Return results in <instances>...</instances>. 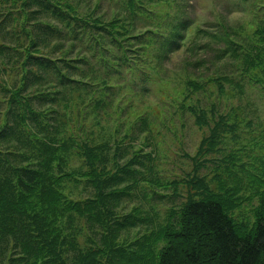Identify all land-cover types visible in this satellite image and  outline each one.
<instances>
[{
  "label": "trees",
  "instance_id": "obj_1",
  "mask_svg": "<svg viewBox=\"0 0 264 264\" xmlns=\"http://www.w3.org/2000/svg\"><path fill=\"white\" fill-rule=\"evenodd\" d=\"M116 1L108 16L102 0H0V264H148L147 234L119 240L144 218L116 209L142 154L119 164L121 145L150 130L142 95L158 80L176 110L207 126L202 153L237 128L244 104L223 112L220 101H242L247 84L264 91V0L241 6L252 24L221 17L213 30L176 0ZM177 51L183 73L169 78ZM256 180L264 186V171ZM237 197L188 194L151 264H264V198L246 229L228 213Z\"/></svg>",
  "mask_w": 264,
  "mask_h": 264
},
{
  "label": "rangeland",
  "instance_id": "obj_2",
  "mask_svg": "<svg viewBox=\"0 0 264 264\" xmlns=\"http://www.w3.org/2000/svg\"><path fill=\"white\" fill-rule=\"evenodd\" d=\"M251 1L176 0L180 9L189 12L195 19L194 25L210 30L214 29L221 17H225L233 24L243 21L252 24L253 20L245 21L250 19V16L241 9L242 5H247ZM102 3V10H106L108 16L118 11L119 1L102 0ZM162 8L178 14L172 8L165 6ZM192 31L188 30L187 33ZM208 39L201 37L200 41ZM198 54L200 52L192 57ZM202 54L205 58H210L213 52L202 51ZM185 56L187 53L183 51L171 53L169 60L164 63L163 74L169 78L182 74ZM157 83L158 80L149 85V91L142 95L144 102L151 105L148 112L150 130L142 133L134 128L135 135L126 138L121 145L125 155L119 160V164H123L131 157L132 150H140L142 154L137 157L141 163L132 165L138 169L133 178L128 177L123 183L131 185V193L123 197L116 208L120 214L134 212L144 218L143 223L122 231L119 240L126 242L137 237L141 239L147 234L149 247L144 253L148 264L155 261L157 249L161 247L160 242L154 241L160 227L168 219L171 222V219L176 217L172 216L177 214L188 194L200 197L218 192L226 198L238 196L228 202V213L235 222L246 229L253 225L256 209L260 200L264 198V186L256 180L264 171L263 89L259 85L247 84L242 101L236 98L229 100L231 97L224 96L229 101L224 99L220 101L223 112L229 111L228 108L232 104H244L242 110L240 108L233 110L239 116L236 119L239 121L237 128L226 133L217 147L207 148L204 144L200 153V142L208 134L207 126L197 127L188 111L176 110L177 107L173 105L171 97H166ZM213 99L219 100L218 97ZM210 100L212 99L206 98L203 104L206 105ZM4 107L0 106V112ZM1 117L0 114V121ZM127 127V124L121 126L119 138L128 130ZM144 135L148 138L145 139ZM149 152L150 158L147 157ZM149 167L153 169L150 170ZM190 178L194 180L188 184L187 180ZM135 208L137 211H134ZM134 249L139 251L138 246H134ZM139 263L144 264L143 261Z\"/></svg>",
  "mask_w": 264,
  "mask_h": 264
}]
</instances>
